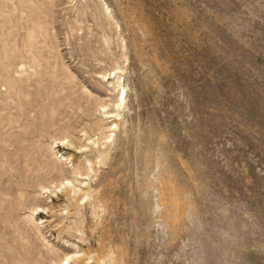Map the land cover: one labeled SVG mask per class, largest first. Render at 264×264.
Here are the masks:
<instances>
[{"label":"rangeland","instance_id":"rangeland-1","mask_svg":"<svg viewBox=\"0 0 264 264\" xmlns=\"http://www.w3.org/2000/svg\"><path fill=\"white\" fill-rule=\"evenodd\" d=\"M117 66L105 154L60 144L49 174L55 138L100 135ZM61 176L92 194L63 195ZM37 205L52 210L33 221ZM79 249L84 264H264V0H0V264Z\"/></svg>","mask_w":264,"mask_h":264},{"label":"bare ground","instance_id":"bare-ground-1","mask_svg":"<svg viewBox=\"0 0 264 264\" xmlns=\"http://www.w3.org/2000/svg\"><path fill=\"white\" fill-rule=\"evenodd\" d=\"M106 14H108V13H106ZM108 16H109V14H108ZM116 68L117 69L115 71L113 70L114 71L113 75L111 77L109 76V79L111 78L110 83H112L113 87L118 90V95L115 94L117 96V100H115L116 104L114 105L115 106L114 109L110 108V109H113V110H108V105L105 104L106 102L105 103L102 102V104L100 105V106H102L104 108L103 111H104L105 117H103V118L101 117L99 119V121L96 122L95 125H94V129L95 130H99L100 131V135L97 138L94 139L93 138L94 136L93 137L89 136V133L85 130V132L82 135L83 136L87 135V137L85 139L88 142H81L78 146L74 145V143H75L74 141H71L69 139L65 140V138H66L65 136H64L65 137L64 139H62L63 137L59 138L58 140H57V138H55L56 141L54 140V144H53L55 146H53L52 144L47 146L49 148V149H47L49 151L48 158L45 159V158H43L44 155L41 156L42 157V163L44 161V163H46L49 166L48 169H46V167H45L46 171L48 170L49 174L55 172V173H58V174L61 175L63 173L62 160H64V159H62V160L60 159L63 155L61 154L62 156H60V157L56 156L57 153L54 151V147L60 146V144H67L69 146H73V147H75V148H77L79 150L81 149L83 151H86L88 148L92 149V147H96V152H98L97 154H98L99 158H101L103 156V154H105L106 147L108 146V143H110L114 139L113 135L115 134V129L118 128V126H119L120 115L122 113V112H120V110L126 105L125 101H126V97H127V91H126L127 89H126V86H125L124 80H123V74H124V71L126 69L124 67H122V66H117ZM111 74H112V72H111ZM102 75L105 78L107 74L105 75V73H102ZM105 119H109V120L111 119V122H105L104 121ZM67 129H69V128H67ZM67 129H65V130L68 131ZM112 133H114V134H112ZM102 139H103V141H102ZM79 141H81V138H80ZM75 159H77V158H75L73 154L68 155L65 158V160L67 162H72L73 163V166L75 168V170L73 172H75L76 174H79L80 176H83L84 174H82L80 169H79V163ZM67 162H65V164ZM95 163H98V162H96L93 159L85 156V163H84V164H86L85 168L89 169L90 171H95V165H96ZM43 169H44V167H43ZM43 169H42V171H43ZM44 173H42L43 176H44ZM60 175H58V176H60ZM38 176H37V178H38ZM45 176H47V175H45ZM84 176H89L90 177V172L86 173V175H84ZM63 177L61 179H63ZM89 177H87V178L86 177L79 178V177L76 176L74 179L65 178L62 181L59 179V181H61V182H59V185H56V186L53 185V186L55 188H59V190L62 191V193L64 191L63 195H67V197H70V194L72 193L71 196L75 197L76 201L84 199L85 197L88 199V197H90V193H91L90 191L88 192V190L91 189V188H89V186H90V183L88 181ZM42 179L45 180V178H42ZM46 179H47V177H46ZM79 179H81V180H79ZM44 180H42L43 181L42 182L41 180H38V179L35 178L34 185L37 184L38 187H41V189H42L40 194L47 193V192L54 193V190L50 189V186L46 185V183H44ZM55 180L57 181L58 179H55ZM51 181H54V180H51ZM51 181L49 182V184L51 183ZM74 181L75 182L77 181V183H75ZM53 184H54V182H53ZM31 210L33 212L30 213L28 215V217L30 219H34L33 221H35V220L37 221V218H34V214H38L41 211L51 212L52 209H51V207L44 208V207H41V206L37 205V207H35L33 209L31 208ZM67 211H69V210H67ZM54 213L57 214L56 212H54ZM51 220H50V222H51ZM46 221H48V220L47 219H42L41 222H39V220H38V222L34 223V225L37 228L38 233L41 234L40 237H42L44 239L43 242H45L44 243V246H46L45 248H47L50 252H54V254H55L56 251H57V250H55L56 248L54 246H52L51 244H49L50 242L47 239H45V237L43 236L44 235L43 231H41V228H40L41 227L40 224H42V223L45 224ZM35 237H36V235H35ZM87 253L88 252H87L86 249L70 250V251H68V252H66L64 254V258L61 260V262L60 263H56V264H81V263L84 264L85 261L87 260V255H90V254H87ZM50 257H51V255H50ZM56 258H57V255H56Z\"/></svg>","mask_w":264,"mask_h":264}]
</instances>
